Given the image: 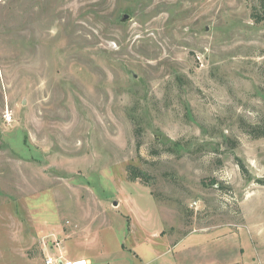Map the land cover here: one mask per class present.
Returning <instances> with one entry per match:
<instances>
[{"label": "rangeland", "instance_id": "374dc122", "mask_svg": "<svg viewBox=\"0 0 264 264\" xmlns=\"http://www.w3.org/2000/svg\"><path fill=\"white\" fill-rule=\"evenodd\" d=\"M263 125L264 0H0V264H264Z\"/></svg>", "mask_w": 264, "mask_h": 264}, {"label": "trees", "instance_id": "16d2710c", "mask_svg": "<svg viewBox=\"0 0 264 264\" xmlns=\"http://www.w3.org/2000/svg\"><path fill=\"white\" fill-rule=\"evenodd\" d=\"M244 132L248 134L253 139L264 138V125L258 127H249L244 128ZM238 166L240 167L241 172L246 176L248 174V170L246 169L245 164L242 160L238 159ZM135 176H143L141 173H136ZM258 184L264 186V180H258Z\"/></svg>", "mask_w": 264, "mask_h": 264}, {"label": "built area", "instance_id": "2783aa9c", "mask_svg": "<svg viewBox=\"0 0 264 264\" xmlns=\"http://www.w3.org/2000/svg\"><path fill=\"white\" fill-rule=\"evenodd\" d=\"M45 264H89V262L86 259L69 260L65 259L63 256H59L56 258H47Z\"/></svg>", "mask_w": 264, "mask_h": 264}, {"label": "water", "instance_id": "95a60500", "mask_svg": "<svg viewBox=\"0 0 264 264\" xmlns=\"http://www.w3.org/2000/svg\"><path fill=\"white\" fill-rule=\"evenodd\" d=\"M130 19V17L128 16V15H124L123 16V21H127V20H129ZM115 205H117V204H115Z\"/></svg>", "mask_w": 264, "mask_h": 264}]
</instances>
